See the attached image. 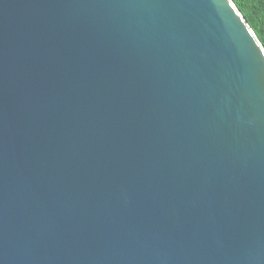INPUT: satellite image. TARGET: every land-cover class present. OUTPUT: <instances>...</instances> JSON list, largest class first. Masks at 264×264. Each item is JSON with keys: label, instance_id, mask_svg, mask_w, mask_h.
Instances as JSON below:
<instances>
[{"label": "water", "instance_id": "water-1", "mask_svg": "<svg viewBox=\"0 0 264 264\" xmlns=\"http://www.w3.org/2000/svg\"><path fill=\"white\" fill-rule=\"evenodd\" d=\"M0 264H264V49L232 0H0Z\"/></svg>", "mask_w": 264, "mask_h": 264}, {"label": "trees", "instance_id": "trees-1", "mask_svg": "<svg viewBox=\"0 0 264 264\" xmlns=\"http://www.w3.org/2000/svg\"><path fill=\"white\" fill-rule=\"evenodd\" d=\"M264 49V0H232Z\"/></svg>", "mask_w": 264, "mask_h": 264}]
</instances>
